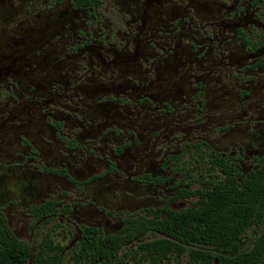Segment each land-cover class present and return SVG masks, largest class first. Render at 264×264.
I'll use <instances>...</instances> for the list:
<instances>
[{
  "label": "flooded vegetation",
  "instance_id": "af4514ba",
  "mask_svg": "<svg viewBox=\"0 0 264 264\" xmlns=\"http://www.w3.org/2000/svg\"><path fill=\"white\" fill-rule=\"evenodd\" d=\"M262 169L264 0H0L9 264L47 238L61 264H264V222L220 240L230 253L172 214L229 180L250 193Z\"/></svg>",
  "mask_w": 264,
  "mask_h": 264
},
{
  "label": "trees",
  "instance_id": "16d2710c",
  "mask_svg": "<svg viewBox=\"0 0 264 264\" xmlns=\"http://www.w3.org/2000/svg\"><path fill=\"white\" fill-rule=\"evenodd\" d=\"M259 173L254 180L253 191L250 193L237 192L232 181L229 180L216 188L215 192L209 195V199H203L200 207L173 212L174 220L181 223L177 228L178 232L186 238L210 240L212 243L208 246L213 249L235 252V244L219 241L235 237L244 229V224L255 223L260 228L264 222V170L262 169ZM54 248L53 240L47 238L42 247V260L36 259L34 264H61L58 254L60 248L55 251ZM190 253L192 261L199 258L198 249L191 248ZM248 253L253 255L256 261L264 257V228ZM6 254L7 250L5 257ZM5 257L0 256V264H9ZM78 261L79 259H75L74 263L77 264ZM242 261L246 262L248 258L243 255ZM108 262L110 260L99 262L95 256L87 261V264H108ZM15 264H21V261L16 260Z\"/></svg>",
  "mask_w": 264,
  "mask_h": 264
},
{
  "label": "rangeland",
  "instance_id": "374dc122",
  "mask_svg": "<svg viewBox=\"0 0 264 264\" xmlns=\"http://www.w3.org/2000/svg\"><path fill=\"white\" fill-rule=\"evenodd\" d=\"M53 237V235H52ZM57 240H59V242H62V243H66L67 242V238H65V236L62 234L61 236H57ZM128 264H133L134 262L129 260L127 262ZM62 264H74V261L73 259L70 257V255L66 256L63 260H62Z\"/></svg>",
  "mask_w": 264,
  "mask_h": 264
}]
</instances>
